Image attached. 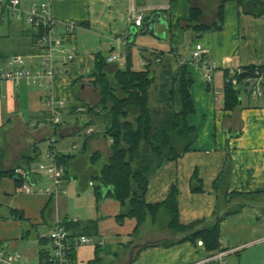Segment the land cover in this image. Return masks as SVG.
<instances>
[{"label": "crops", "instance_id": "crops-1", "mask_svg": "<svg viewBox=\"0 0 264 264\" xmlns=\"http://www.w3.org/2000/svg\"><path fill=\"white\" fill-rule=\"evenodd\" d=\"M222 1L178 0L169 6L155 4L152 6L155 11L144 26L135 31L128 23L123 28L116 22L122 4L127 11V0L110 3L108 14L94 12L91 0L49 2L51 16L58 21L60 34L64 33L63 25L70 21H76L80 27L74 38L67 42L69 46L76 47L77 59L65 67L66 74L59 76L54 84L55 99L66 102V108L61 113L62 121L59 125L53 123L45 90L28 86L25 82L14 84L0 80V144L6 153L3 168L24 165L27 161L23 159L25 155L38 156L37 163L33 165L35 168L44 158L39 144H45L48 151L52 147V139L56 141L58 153L70 156L64 192L58 199L44 192L52 184L40 173H35L30 181L35 189L33 194L17 188L13 179L4 178L1 182L0 245L18 257V264H41L42 246L37 238L24 239V225L21 221L9 218L8 209L22 211L26 219L35 225L40 237H45L42 229L50 231L59 218L68 219L73 224H87L96 220L99 237H91L93 243L79 250L76 260L80 264L91 263L98 253L102 257L103 247L110 243L131 245L133 250L130 254L135 249L137 253L142 250L138 257L139 264H192L209 255L204 247L193 243L162 247L165 240L173 237L166 226H163L167 230L166 234L141 237L143 226L140 233L135 235L137 221L127 219L123 224H118L116 218L121 214L122 206L110 197H104L97 204L94 214L75 212L76 218L69 215L66 197L68 186L77 189L79 198L87 191L95 198L94 178L101 175L103 161L108 160L111 154L109 141L99 131L101 125L104 129V122H98L94 115L87 112L101 103V91L92 84L95 80V55L103 52L108 53V56L119 57L108 68L109 74L113 75L117 68H126V56L128 53L132 56L133 49L137 52L140 66L142 64L139 69L133 64L135 70L142 71L150 65L151 70L157 72L161 68L157 62L161 61L162 65L173 63V67H176L177 61L182 63L186 60L187 69L195 83L192 88L195 113L188 117V123L196 128L197 141L187 155L160 168L150 181L147 202L159 204L165 201L170 189L176 184L182 225L212 220L218 208L221 213H226L244 205L239 213L221 222V247L228 254L226 264L232 259H236L237 264H264V85L263 96L257 98L243 89L240 104L233 111L224 110L223 96L225 72L264 67V16L246 15L236 3L228 2L223 7L221 31H208L199 37L192 31H185L192 7L202 12L201 24L207 27L221 25ZM21 2L25 10L35 3H32L33 0ZM41 2L46 3L47 0ZM155 14H160V19L153 27L155 35H145V24ZM7 23L6 31H0V54L9 58L15 54L27 57L36 53H21L24 47L22 43L26 44L21 30H28L27 26L17 21L19 27L14 30L11 21ZM101 28L108 32L105 33ZM141 33L148 36L150 41L137 45L136 40ZM131 35L133 37L128 38ZM118 38L122 42L128 38V46L118 43ZM199 43L204 47V62L217 66L212 85L205 82L200 66L191 63L192 58L187 59L184 55L186 45L192 53L194 46ZM161 53H164V57L155 62V57ZM98 123L102 124L99 126ZM89 129H95V132L90 134ZM76 138L80 143L74 140ZM76 145L78 148L73 152ZM83 148H87L86 151ZM97 153L103 158L93 161L92 157ZM228 162L231 175L228 181L219 182L217 191L215 183L227 169ZM195 174L204 185L201 194L192 192L190 181ZM223 193L248 194L250 198L246 202L233 199L229 204ZM85 216L86 219L83 218ZM71 232L75 234L73 230ZM89 255L91 259L88 263L82 261L87 260Z\"/></svg>", "mask_w": 264, "mask_h": 264}, {"label": "trees", "instance_id": "trees-1", "mask_svg": "<svg viewBox=\"0 0 264 264\" xmlns=\"http://www.w3.org/2000/svg\"><path fill=\"white\" fill-rule=\"evenodd\" d=\"M177 1L171 0V2ZM228 2L236 3L246 15L259 18L264 16V0H223L220 7L221 25L207 27L201 24L202 12L192 7L191 17L185 31H192L196 37L208 31H221L223 29V7ZM21 36L26 42V44L22 43L24 47L21 53L36 52L33 44L37 34L30 29H22ZM126 57L128 61L126 68H117L111 75L108 72L110 66L108 53L100 52L95 55V80L92 84L101 91V103L97 108H89L87 112L94 115L97 120L104 122L103 135L109 141L111 151L109 159L103 161V172L94 178L95 199L100 203L104 197H110L120 203L122 212L116 221L118 224H123L127 219H135L137 221L135 235L140 233L148 221L159 226L164 218L165 226L173 237L165 240L162 247L169 248L184 243H193L198 246L199 242H202L204 250L209 255L224 251L220 238L221 222L239 213L244 205H239L226 213H221L218 208L212 220L182 225L179 219V189L176 184L170 189L165 201L150 204L146 200L150 181L160 171V168L187 155L197 141V130L188 123V117L195 113L192 97V88L195 83L192 74L186 65L181 64V61L176 62V67H173V63L162 65L161 61L157 62L164 57V53L155 57L154 61L161 65L157 72L151 70L150 65L142 71L135 70L131 54L128 53ZM0 58L7 57L0 54ZM257 69L264 70V67L243 68V73L235 76H232L229 71L225 72L224 110L233 111L239 106L241 91L246 90L244 80L254 76ZM230 79L237 80L239 86H234ZM87 148H83V151ZM5 157V148L0 144V186L4 178H10L19 188L24 181L17 176L16 171L18 169L32 170L33 165L38 161V156L25 155L23 159L27 161L24 165L11 169L3 168ZM59 158L64 162L67 170L70 156L60 154ZM102 158L97 153L93 155L92 160H102ZM229 164L230 162L215 183L217 191L220 186L219 182L228 181L231 175ZM33 177L34 174L31 180ZM190 183L193 193H203L204 185L197 174L191 178ZM222 195L229 204L233 199L246 202L250 198L248 194L223 193ZM8 210L9 218L21 221L24 225V239H38L42 246L41 264H45L46 249L49 246L47 239L37 234L35 225L33 226L26 219L22 211ZM63 225L66 229L73 230L75 235L81 234L89 238L99 237L96 220L87 224H73L68 219H64ZM141 251L136 253L135 259L131 254L133 256L131 259L134 260L129 264L135 263ZM73 257L77 258L76 255ZM102 263L103 259L98 253L97 258L89 264Z\"/></svg>", "mask_w": 264, "mask_h": 264}, {"label": "built area", "instance_id": "built-area-1", "mask_svg": "<svg viewBox=\"0 0 264 264\" xmlns=\"http://www.w3.org/2000/svg\"><path fill=\"white\" fill-rule=\"evenodd\" d=\"M39 5L34 3L29 9L25 10L21 0H0V25L5 24L13 19L26 25L28 29L37 34L33 46L36 53L27 57L15 55L9 58H0V80L10 81L19 84L25 82L28 86H35L47 92L46 102L53 123L59 125L62 121L61 113L66 108L65 101H57L54 97V84L59 76L65 75V67L72 64L77 58L76 47L69 46L68 41L74 38L79 24L76 21H70L63 25L64 33L58 31V21L51 16L50 2ZM112 3L117 0H104ZM153 0H127V19L130 28L137 30L144 26L150 14L155 11L153 7L148 6V2ZM141 2L145 4L142 5ZM141 4V5H140ZM42 32V34H41ZM120 44L128 46V38L124 42L120 38L116 40ZM204 47L201 43L196 44L192 51L191 63L200 66L203 71L204 80L207 84L212 85L217 66L214 63L204 62ZM38 57L40 64L38 69L32 67L34 58ZM108 63L112 64L119 59L116 55L108 56ZM187 61H182L185 66ZM232 76L242 74V70H230ZM231 80V79H230ZM229 81V80H228ZM247 91L254 97L263 96L264 70L257 69L254 76L245 80ZM234 86L238 87L239 82L232 79ZM93 134L94 129H89ZM54 144V145H53ZM56 141H52V147L46 152V162L39 163L36 170L25 171L18 169L17 176L23 179L20 187L23 191L33 194L35 189L32 187L30 180L35 173H44L45 177L52 183V186L45 190L58 199L64 192V181L67 176V170L64 162L59 158L60 153L56 151ZM78 146H74L73 152ZM92 185V183H91ZM41 191V190H39ZM49 246L47 247L45 264H80L73 255H77L79 250L85 246L91 245L93 239L85 235H75L63 225L60 218L50 229L47 237ZM199 247L203 248L202 242ZM227 252L220 251L214 255H208L205 259L192 262V264H226ZM19 259L16 255L0 245V264H18Z\"/></svg>", "mask_w": 264, "mask_h": 264}, {"label": "rangeland", "instance_id": "rangeland-1", "mask_svg": "<svg viewBox=\"0 0 264 264\" xmlns=\"http://www.w3.org/2000/svg\"><path fill=\"white\" fill-rule=\"evenodd\" d=\"M37 3V4H41L40 3V0H33L32 3ZM173 2H171V0H153V1H149L148 2V6L149 7H152L153 5H166V6H169V4H172ZM128 6V5H126ZM109 7H110V3H108L107 1H104V0H91V8L92 10H94V12H96L98 14V12H106L107 14L109 13ZM127 9V7H126ZM125 7H123V4H122V8H120V10L118 11V17L117 18V25L118 26H121V27H125L128 23V19H127V16L125 14ZM11 23L13 24L14 26V30L15 29H18L19 27V24H17V20L16 19H13L11 21ZM115 23V22H114ZM7 25L8 23L6 24H3L1 27H0V31H6V28H7ZM103 29V31L105 33H107L108 31L104 28H101ZM143 41H150V38L148 36H145L143 35L142 33L138 36L137 40H136V44L137 45H142L143 44ZM185 47V46H184ZM183 47V48H184ZM136 54L137 52L133 49L132 51V56L133 57V64H134V67L136 65V67L139 69L141 66H140V60H139V57H136ZM186 55V58L187 59H191L192 58V53H191V49L188 45H186V48H185V54ZM39 64H40V60L38 59V57H35L34 58V63L32 66L36 67L37 69L40 68L39 67ZM98 122H102V120H97ZM99 126L102 124L98 123ZM102 125L101 127H99V130L100 132H102V134L104 133V129H102ZM95 131V129H94ZM74 140H77L78 143H80V140H78V138L74 139ZM53 141V139H52ZM51 141V143H52ZM54 145V144H53ZM39 147H40V150L42 151V153L44 154V158H42V162L41 163H45L46 162V145L41 143L39 144ZM44 160V161H43ZM37 169V166L34 168L33 167V170H36ZM42 176L45 178V174L44 173H41ZM44 183H45V180H44ZM52 184V183H51ZM46 185V184H45ZM68 190H67V201H69L68 203V210H69V215L72 217V218H76V215H75V212H78L79 214H85V215H91V214H94L96 212V209H97V204H99L97 202V200L95 198H92L91 197V194L90 191H87L88 193H84L80 198L78 197V192H77V189H75L73 186L69 185L68 186ZM91 200V201H90ZM91 206V207H90ZM84 219H86V216L83 217ZM163 222L161 223V225L159 226H155L153 224H151L150 221H148V223H146L144 225V228L143 230L141 231L140 233V236H145V235H148L150 234L151 236H159V235H162V234H166L167 231L166 229L164 230L163 229V226L165 227V219L163 218L162 220ZM43 232H45V237L48 236V231L49 230H46V229H42ZM131 250H133V248H131V245H128L127 243L126 244H123V243H110V244H107L106 246L103 247L102 249V252H101V256L103 257V263L102 264H129L130 261H131V257L134 256V259H135V255L137 253V249L134 250V252L132 253L133 256H131L130 252ZM93 258V257H92ZM91 259V255L88 256L87 260H82L84 261L85 263H88L87 261ZM229 260V259H228ZM236 259H232V261H228V264H237ZM140 260L137 259L135 260V263L134 264H139Z\"/></svg>", "mask_w": 264, "mask_h": 264}, {"label": "water", "instance_id": "water-1", "mask_svg": "<svg viewBox=\"0 0 264 264\" xmlns=\"http://www.w3.org/2000/svg\"><path fill=\"white\" fill-rule=\"evenodd\" d=\"M142 5H144L145 3L144 2H141ZM140 4V5H141ZM160 19V14H155L146 24H145V28H146V31H145V35H150V36H154L155 33H154V30L155 28L154 25L156 24V22ZM133 31L137 30L135 28H132ZM133 37L132 35L131 36H128V38H131ZM132 43V42H130ZM132 262V261H131Z\"/></svg>", "mask_w": 264, "mask_h": 264}]
</instances>
